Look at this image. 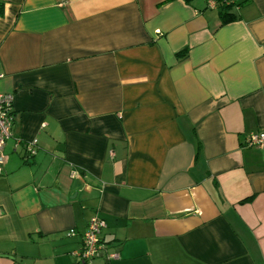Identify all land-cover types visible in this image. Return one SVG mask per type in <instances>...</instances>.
I'll use <instances>...</instances> for the list:
<instances>
[{
	"label": "crops",
	"instance_id": "crops-1",
	"mask_svg": "<svg viewBox=\"0 0 264 264\" xmlns=\"http://www.w3.org/2000/svg\"><path fill=\"white\" fill-rule=\"evenodd\" d=\"M0 2V264H264V0Z\"/></svg>",
	"mask_w": 264,
	"mask_h": 264
},
{
	"label": "built area",
	"instance_id": "built-area-1",
	"mask_svg": "<svg viewBox=\"0 0 264 264\" xmlns=\"http://www.w3.org/2000/svg\"><path fill=\"white\" fill-rule=\"evenodd\" d=\"M213 7L219 5H232L234 0H209ZM13 94L5 93L0 90V162L3 159L2 150L6 140L11 136V127L13 123ZM243 145L246 147H255L264 149V130L251 132L245 136ZM25 152L29 156L36 153V140H32L26 145ZM106 226L105 221L93 215L81 236V244L78 249L72 251L75 264H89L95 258L101 256L105 246L101 242L100 233ZM75 231L70 229L68 235H74Z\"/></svg>",
	"mask_w": 264,
	"mask_h": 264
},
{
	"label": "trees",
	"instance_id": "trees-1",
	"mask_svg": "<svg viewBox=\"0 0 264 264\" xmlns=\"http://www.w3.org/2000/svg\"><path fill=\"white\" fill-rule=\"evenodd\" d=\"M221 6V16L223 18V21H227L230 19L231 13L228 11L231 7V5H220ZM3 8H2V3L0 2V15L2 14Z\"/></svg>",
	"mask_w": 264,
	"mask_h": 264
}]
</instances>
